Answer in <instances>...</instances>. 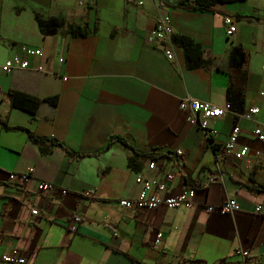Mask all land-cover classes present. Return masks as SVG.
<instances>
[{
    "label": "crops",
    "instance_id": "crops-1",
    "mask_svg": "<svg viewBox=\"0 0 264 264\" xmlns=\"http://www.w3.org/2000/svg\"><path fill=\"white\" fill-rule=\"evenodd\" d=\"M142 1L0 0V255L18 252L27 264H240L235 251L247 248V264H264V216L253 212L264 203L258 188L264 185V140L252 133L264 129V21L256 20L264 16V0L227 2L215 12L175 7L180 0ZM36 13L88 32L73 36L62 27L44 35ZM161 14L174 33L200 44L206 66L187 67L174 44L168 59L148 41ZM225 15L236 23L230 37ZM234 45L245 52L238 68L228 63ZM24 47L42 54H26ZM13 55L28 67L2 72ZM230 83L241 88L242 110L211 120L214 133L208 136L188 122L179 101L188 96L223 107ZM12 90L55 97L56 103L43 100L30 113L11 104ZM250 108L258 110L252 114ZM234 124L240 129L235 147L247 149L240 159L222 150ZM27 130L46 140L32 141ZM111 136H124L139 152L159 153L156 173L174 174L165 193L195 184V206L122 208L118 200L133 198L139 185L127 164L131 150L119 142L105 148ZM148 160H140L138 172ZM29 167L28 180L9 179L10 172ZM39 180L67 193L38 191ZM227 198L240 209L204 210Z\"/></svg>",
    "mask_w": 264,
    "mask_h": 264
},
{
    "label": "built area",
    "instance_id": "built-area-1",
    "mask_svg": "<svg viewBox=\"0 0 264 264\" xmlns=\"http://www.w3.org/2000/svg\"><path fill=\"white\" fill-rule=\"evenodd\" d=\"M142 0H137L138 5H142ZM223 23L225 26V34L230 37L236 30V23L232 16L225 15L223 17ZM172 24L166 14H161L155 19L153 26L150 27L147 35L149 42L156 43L161 47L168 59L174 57L173 42L171 40L172 35ZM23 52L30 54L34 57H38L42 54L39 48L24 47ZM28 67L26 59L20 56H12L4 61L1 66L2 72H9L13 69H24ZM37 70H43L42 64H38ZM179 109L186 113V119L189 123L197 125L203 131L208 133V136L214 133V130L209 127L211 120L218 117H222L226 111L230 109L228 103L223 107L215 105L211 102H205L196 98L185 96L179 101ZM258 108H250L249 113H256ZM240 129L237 125H232L228 138L222 145L223 154L226 156H232L234 159H240L245 156L247 149L245 146L236 148V141L238 139ZM253 135L263 141L264 140V129L261 127H254L252 130ZM175 154L181 156L183 151L176 149ZM158 170L157 160L149 159L146 163V170L143 172H135V181L138 183L137 194L133 198H120L118 204L125 209H137V210H150L156 209L160 205H163L169 209L177 208L181 205L186 208H193L196 204L195 201V189L188 187L182 189L177 193H165L167 191L168 183L174 179V174L165 172L162 174L156 173ZM33 172V168L29 167L25 171L20 173H9V179L11 181L18 177L21 181L28 180ZM38 191L46 192L50 191L57 193L58 195H64L67 193L65 188H60L53 182L39 180L36 184ZM240 204L233 198H227L221 203L207 204L204 205L206 212H211L217 209L220 213H232L240 209ZM253 212L264 216V203H258L253 207ZM33 215L38 214L36 208L32 209ZM75 222L79 221V217H73ZM73 231L76 230L75 226H72ZM162 233L159 232L155 235V243L157 244L161 240ZM236 255L240 256V264H247L246 258L249 256V250L247 248H237L235 251ZM0 261H4L7 264H27L28 259L18 252H4L0 255ZM154 264H161L156 262ZM180 264V263H179Z\"/></svg>",
    "mask_w": 264,
    "mask_h": 264
},
{
    "label": "trees",
    "instance_id": "trees-1",
    "mask_svg": "<svg viewBox=\"0 0 264 264\" xmlns=\"http://www.w3.org/2000/svg\"><path fill=\"white\" fill-rule=\"evenodd\" d=\"M237 0H180L175 7L184 8L191 11H207V12H215L220 10V7L227 2H233ZM242 1V0H239ZM238 14H235L233 17L236 19L238 18ZM36 26L38 30L44 35H53L57 33L62 27L65 28V32L71 34L73 36H84L87 34L88 29L85 26H81L79 24H74L67 22L62 17H49L44 18L40 14L36 13L34 15ZM258 21H264V16L259 19L256 18ZM171 40L173 44L182 49L184 56H185V64L189 68H195L198 66H206V61L203 58V50L199 43L193 41L190 37L186 35H182L179 33L172 32ZM245 59V52L241 47L238 45H234L230 48L228 52V63L233 67H240L241 62ZM241 88L238 86H233L232 83L228 86L227 93H226V101L230 106V111L238 114L241 109L242 98L239 97L241 94ZM10 99L11 104L14 107H19L21 109L28 110L30 113H35L37 110L38 105L41 101L45 100L50 104L56 103V98H39L35 96H31L26 93L18 92V91H11L10 92ZM6 128H12L3 124ZM19 128V127H13ZM28 131V130H27ZM29 138L36 142L41 143L43 140H46L44 137L34 136L33 133L28 131ZM211 140V138H209ZM119 142L123 144V146L127 147L131 150L132 154L127 157V164L128 166L133 169L134 171L141 170V159H153L157 158V155H160L155 150L151 151L150 153H143L139 152L136 148L132 146V144L124 137V136H111L105 148L109 147L112 143ZM59 144L62 148H64L67 153L75 154L77 157H81V154H76L75 151L67 149L60 142H55ZM216 148L215 145H213ZM103 148V150L105 149ZM43 150V149H42ZM44 151V150H43ZM98 151L97 153H100ZM194 189L197 188V185L192 184ZM261 191H264V185H259L258 187Z\"/></svg>",
    "mask_w": 264,
    "mask_h": 264
}]
</instances>
